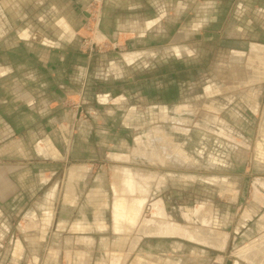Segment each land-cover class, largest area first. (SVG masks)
Wrapping results in <instances>:
<instances>
[{"label": "rangeland", "instance_id": "obj_1", "mask_svg": "<svg viewBox=\"0 0 264 264\" xmlns=\"http://www.w3.org/2000/svg\"><path fill=\"white\" fill-rule=\"evenodd\" d=\"M165 5L141 40L107 36L106 4L92 0L65 65L46 57L70 82L51 91L55 113L19 114L31 130L0 142V264H254L242 255L264 243V51L253 46H264V0ZM8 21L23 25L11 13ZM48 137L59 160L36 150ZM175 146L186 163L160 162ZM127 167L139 179L163 175L159 186L148 181V202L162 200L166 220L227 234L225 246L142 235L143 219L117 222L115 190L129 186L116 177Z\"/></svg>", "mask_w": 264, "mask_h": 264}, {"label": "crops", "instance_id": "obj_2", "mask_svg": "<svg viewBox=\"0 0 264 264\" xmlns=\"http://www.w3.org/2000/svg\"><path fill=\"white\" fill-rule=\"evenodd\" d=\"M91 1L0 0V120L4 126L0 131L2 136H0V142L10 136H17L21 130H31L24 125L20 126L21 123L16 119L19 114L40 115L52 114L57 111L52 105L54 99L51 100V91L56 89L64 91L66 89L64 84L69 83L70 78L63 68L57 69L46 57L51 54L50 57L54 56L61 65H65V62L70 58L68 50L78 39V30L87 17L86 8ZM166 1L104 0L107 10L102 16L103 32L113 38H118L123 34H136L138 39L142 40L163 21ZM26 3L31 5L29 11L23 9ZM9 13L15 19H19L21 24L29 17L31 23L25 25V22L14 28L8 21ZM253 46L264 49V46L259 47L256 44ZM174 50L177 54L182 53V49L178 46H175ZM137 56V53H127L125 58L128 62H133ZM56 85L58 88L54 89ZM43 97L44 102L40 101ZM104 100L107 98L104 97ZM36 105L37 107H35ZM54 120L51 121L55 124L60 122L57 119ZM61 128L62 130L68 129L65 124H62ZM35 140L38 152L42 153L44 157L52 156L50 159L47 158L48 160L62 158V153L51 137H48L46 142L41 138ZM14 144L21 147L22 140L17 138L14 140ZM147 153L143 149L141 154L147 158L150 152L147 151ZM135 155L137 154L135 153ZM167 155L165 154V156ZM115 156L123 160H129L130 157L127 154H115ZM167 158L169 155L161 159L160 162L167 163ZM69 172H75V168ZM69 172L66 171V175L69 176ZM159 182L158 186L163 183V179H160ZM113 185L115 186V183ZM115 195L117 196L116 190ZM116 202L117 200L115 204ZM197 208L204 210L203 206ZM113 209L115 211L116 207L114 206ZM163 209L165 210V208ZM194 213L197 216V209H194ZM180 226L182 230L183 226ZM167 235L163 234V236ZM225 244L226 241L223 246L218 247L223 248Z\"/></svg>", "mask_w": 264, "mask_h": 264}, {"label": "bare ground", "instance_id": "obj_3", "mask_svg": "<svg viewBox=\"0 0 264 264\" xmlns=\"http://www.w3.org/2000/svg\"><path fill=\"white\" fill-rule=\"evenodd\" d=\"M256 51L261 52V51H264V49L257 48ZM263 62H264V58H263ZM176 110H181V109L176 108ZM175 149H177L176 146H175ZM180 152L181 150H179L178 148L177 151H173V152L169 151L167 153L168 155L172 156L173 159L171 160H173L174 162L176 161L178 164L183 165L184 163H186V161L184 160V155H182ZM145 153L148 154L147 151H145ZM188 163H190V161ZM122 172H123V169H122ZM148 174L146 177H142L141 179H139L134 176V173L125 169L123 175L122 173L117 175L116 177L117 185H123L124 182L127 181V184L129 186V188L125 187L126 189L124 191L126 192H121L120 194H117L116 196L117 202L115 204V207H116L115 215L117 218V222L120 223L123 220L128 219V220H131V224L135 226L136 222L139 219H143V221L141 222V226L139 224V226L141 227L140 232L142 235L143 234H156V233L165 234V235L167 234H171V235L177 234L178 235L179 234V235L187 236L190 239H195L199 242H205L208 244H212L214 246L224 245V237L226 236L221 232H218L214 229H208L205 233L200 231V235L192 234L190 231L186 233L185 231L186 227L183 226L181 230L180 225L166 220L167 214L163 211V207H164L163 203L160 200H158L157 202L153 204H149L148 202V192L150 188L149 180L156 178L158 179V182H159V180L160 179L162 180L164 177L160 173H154L150 175ZM146 182L148 183L146 184ZM144 186L148 187V191L145 189ZM126 196L127 198H125ZM157 217H159L160 219H158ZM117 230L122 231V227H118ZM199 238H205V239L203 241V239H199ZM242 256H244L245 258H247L250 262L254 264H264V243L260 245L258 244L253 245L252 248H249L246 250V252H243Z\"/></svg>", "mask_w": 264, "mask_h": 264}]
</instances>
